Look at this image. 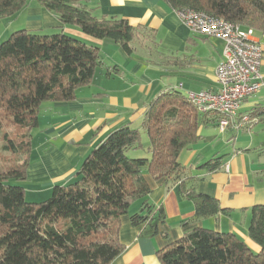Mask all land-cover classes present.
<instances>
[{
  "label": "trees",
  "instance_id": "obj_1",
  "mask_svg": "<svg viewBox=\"0 0 264 264\" xmlns=\"http://www.w3.org/2000/svg\"><path fill=\"white\" fill-rule=\"evenodd\" d=\"M27 1L0 0V18L13 16ZM37 1L61 25L111 40L128 55L143 29L124 18L96 16L88 0ZM163 1L174 10L204 11L264 36V0ZM100 65L98 46L61 29L50 34L17 30L0 43V264H110L124 249L118 231L131 206L140 202L130 214L132 225L154 220L144 172L156 179L179 178V153L201 139L205 115L182 92L166 91L143 114L148 157L127 155L140 147L141 133L121 125L85 157L75 181L53 186L45 200L28 201L18 182L26 178L42 104L74 100ZM219 159L202 167L218 169ZM180 191L193 203L196 217L225 212L216 198L184 182ZM157 218L164 220L161 211ZM247 232L258 253L235 234L197 227L158 250L157 257L160 264H264V204L251 207Z\"/></svg>",
  "mask_w": 264,
  "mask_h": 264
},
{
  "label": "crops",
  "instance_id": "obj_2",
  "mask_svg": "<svg viewBox=\"0 0 264 264\" xmlns=\"http://www.w3.org/2000/svg\"><path fill=\"white\" fill-rule=\"evenodd\" d=\"M87 5L98 17H120L143 28L131 55L111 40L93 39L77 27L61 25L37 0H28L9 18L17 24L14 30L50 34L61 29L98 46L101 58L92 82L79 89L74 100L42 104L26 178L18 184L45 195H29L28 201L44 200L53 186L75 181L85 157L113 130L125 124L141 129L146 108L162 93L178 90L187 96L217 88L222 42L191 32L165 1L88 0ZM255 38L264 62L263 38ZM256 94L242 102L223 132L216 114H204L201 139L178 155L179 178L156 179L144 172L154 220L132 225L130 214L140 208L135 202L121 217L118 239L124 249L110 264H160L157 251L197 227L235 234L251 251L260 250L247 232L251 207L264 204V98ZM214 157H220L218 169L202 167ZM181 182L216 198L225 212L196 217L193 203L182 196ZM159 211L164 220L157 218Z\"/></svg>",
  "mask_w": 264,
  "mask_h": 264
},
{
  "label": "built area",
  "instance_id": "obj_3",
  "mask_svg": "<svg viewBox=\"0 0 264 264\" xmlns=\"http://www.w3.org/2000/svg\"><path fill=\"white\" fill-rule=\"evenodd\" d=\"M177 17L193 33L219 39L222 58L215 71L217 88L190 92L187 98L202 114L218 116L223 132L236 116L242 102L255 95L264 80L260 73L263 49L252 28H245L193 8L175 10Z\"/></svg>",
  "mask_w": 264,
  "mask_h": 264
},
{
  "label": "rangeland",
  "instance_id": "obj_4",
  "mask_svg": "<svg viewBox=\"0 0 264 264\" xmlns=\"http://www.w3.org/2000/svg\"><path fill=\"white\" fill-rule=\"evenodd\" d=\"M10 17H6V18H0V43L2 41H4L5 39H7L9 37V35L14 32V31H17V30H14L13 27H17L16 25L17 24H14L13 21L9 19ZM146 36L148 35L147 33H145ZM256 36L260 39H262L264 41V37H262L260 34H256ZM149 36H147L148 38ZM263 61V59H262ZM260 73H263L264 74V62H262V66L260 68ZM256 97L258 99H263L264 98V87H262V89L259 90V92L256 94ZM140 133H141V138H140V147L133 150V151H129L127 153V155L129 157H148V152H147V147H148V137L146 135V133L144 131H142V129H139ZM30 159H31V156H30ZM24 188V191H25V197L27 200L28 198L30 199V196L29 195H32L34 196L33 199H38L40 197H43L45 195V193H43L42 191H35L34 188H31L29 187L28 185L27 186H23ZM26 189V190H25ZM51 192H49V195H50ZM48 195V196H49ZM48 196H45V197H48ZM38 197V198H37ZM45 197H44V200H45ZM39 201H42V200H39ZM36 202V201H34ZM259 251V250H258ZM258 251L256 252H253V253H258Z\"/></svg>",
  "mask_w": 264,
  "mask_h": 264
}]
</instances>
